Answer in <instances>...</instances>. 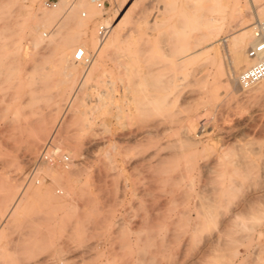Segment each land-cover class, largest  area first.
Returning a JSON list of instances; mask_svg holds the SVG:
<instances>
[{
	"label": "rangeland",
	"instance_id": "rangeland-1",
	"mask_svg": "<svg viewBox=\"0 0 264 264\" xmlns=\"http://www.w3.org/2000/svg\"><path fill=\"white\" fill-rule=\"evenodd\" d=\"M42 1L0 0V223L28 194L0 264H264V81L241 88L249 63L220 44L264 0H103L85 37V8L40 21ZM88 31L117 40L97 52ZM50 140L71 162L39 169L34 195Z\"/></svg>",
	"mask_w": 264,
	"mask_h": 264
},
{
	"label": "bare ground",
	"instance_id": "bare-ground-1",
	"mask_svg": "<svg viewBox=\"0 0 264 264\" xmlns=\"http://www.w3.org/2000/svg\"><path fill=\"white\" fill-rule=\"evenodd\" d=\"M92 4H94L93 3V1L92 0H58L53 6H51L50 8L51 9H48V10H40L41 12H39L38 13V19L40 20V21H51V20H54V19H56V18H63V19H65V20H67L68 22L69 21H71V22H73V20L75 21V19H74V16L75 15H77V14H75L74 15V12L76 11L77 12V9L79 8L80 9V7H83V8H85L86 9V12H88V16L86 15V13L82 10V12H81V14H80V16H81V18L82 17H86L87 16V19H82V20H84V21H80L79 19L80 18H78V21H77V23H76V21H75V25H76V27L78 28V30H79V33H80V35L82 34L84 37H85V35L87 34V29H88V21L90 22V20H91V17H93V15H96V14H99V12L101 11H99V10H97L96 8H97V6H96V8L92 5ZM79 12V11H78ZM78 17H79V14H78ZM77 19V18H76ZM256 20V19H255ZM93 21V20H92ZM215 22V21H214ZM258 22H260V21H255V23L254 24H247V25H245L244 27H243V29L239 32V33H237V34H234V35H226L225 37H224V39H223V42H220V44H223V43H227L228 42V44H229V47H228V50H226V49H224V51H225V56H227V54L229 55V57H230V60H232V62H242V61H244V62H248L249 63V65H248V67L251 65V64H253V60H250V59H248V57H247V51H245V49L247 48V45H252L253 43H254V37H253V29H254V26H255V24H257ZM264 22V21H263ZM93 23V22H92ZM91 23V24H92ZM103 23V22H102ZM104 25H106V24H100L99 26H98V30H99V28L101 27V26H104ZM96 27V26H95ZM92 29H93V27H91ZM91 28H90V31H92L91 30ZM95 29V28H94ZM93 29V30H94ZM109 29H110V27H109ZM215 29L217 30V29H220V25H217L216 24V26H215ZM90 31H88L89 33H90ZM95 31V30H94ZM110 32V31H109ZM95 33V32H94ZM93 32H92V34H91V40H89L90 42H91V44L94 46V47H96V51L97 52H99L101 49H102V47L103 46H109V45H111V44H113L116 40H117V32L115 31V32H113V33H111L110 35H109V39H107V42H105V43H99V45H96L95 46V34H94ZM3 34V33H2ZM9 34V33H8ZM90 34H88V35H90ZM109 34V33H108ZM6 35H7V32H6ZM42 35H43V33H42ZM108 36V35H107ZM90 37V36H89ZM94 37V38H93ZM209 38V37H208ZM97 39V38H96ZM101 41V40H100ZM103 41V40H102ZM8 42V41H7ZM207 45H212V44H215V39L213 38V37H210L209 39H208V43H206ZM6 45V44H5ZM4 47V46H3ZM5 47H8V46H5ZM84 51V50H83ZM228 51V52H227ZM3 54V53H2ZM192 54H194V53H192ZM191 54V55H192ZM3 55H5V54H3ZM4 57V56H3ZM2 57V58H3ZM193 57V56H192ZM212 57H210V59H211ZM193 58H188V60H192ZM10 60V59H9ZM213 61V60H212ZM6 66H7V63H6ZM214 66V65H213ZM247 67V68H248ZM10 68V67H9ZM12 69V68H11ZM7 74V73H6ZM4 75V74H3ZM262 81H264V79L262 80ZM111 83V86H113V82H110ZM12 85V84H11ZM10 85V86H11ZM10 88V87H9ZM7 90H9V89H7ZM10 91V90H9ZM10 95V93L8 94V96ZM72 100H73V96L72 97H70V99L68 100V102H67V105H70L71 104V102H72ZM66 107V106H65ZM66 110V109H65ZM64 113V112H63ZM59 124H60V120L58 121V123H57V126H56V128L59 126ZM42 125V124H41ZM42 128V127H41ZM59 128V127H58ZM36 130V129H35ZM39 131V130H38ZM39 133H40V131H39ZM43 133V132H42ZM41 133V136L43 135ZM39 135V134H38ZM34 136H36V135H34ZM33 136V137H34ZM41 136H38L39 138V140H40V137ZM196 136V135H195ZM188 137V136H187ZM186 137V138H187ZM190 138V137H189ZM197 138L199 139V137L197 136ZM197 139V140H198ZM41 141V140H40ZM52 141V140H51ZM192 141V140H191ZM193 141H195V140H193ZM198 142V141H197ZM29 143V142H28ZM49 142H47V144H48ZM41 144V143H40ZM47 144L45 145V146H47ZM45 146L43 147V148H45ZM28 147V146H27ZM37 148V146H36V144L35 143H33L32 145H30L29 146V154H31V153H33L34 151H35V149ZM42 148V149H43ZM38 149H39V147H38ZM41 149V150H42ZM40 150V151H41ZM37 151V150H36ZM40 154V153H39ZM60 154V153H59ZM30 156V155H29ZM32 156V155H31ZM27 157V156H26ZM62 157V156H61ZM61 157H59L58 156V158H60L61 159ZM39 158V157H38ZM59 159V160H60ZM26 160V159H25ZM61 160H63V158L61 159ZM37 162V161H36ZM35 162V163H36ZM69 162V161H68ZM71 162V161H70ZM69 162V163H70ZM68 163V164H69ZM34 164V163H33ZM59 164V163H58ZM71 165H72V163H71ZM44 166H49V165H44V164H41L40 166H39V168H38V170H37V172L39 171V169H41L42 167H44ZM58 166V165H57ZM60 166V165H59ZM69 166V165H68ZM67 166V167H68ZM51 167V166H50ZM67 167H65V168H67ZM69 168V167H68ZM36 172V173H37ZM36 174H35V177L34 178H36ZM61 175H60V173H58L57 174V176H56V180L57 179H60L61 177H60ZM26 177V176H25ZM34 178L30 181V182H35L36 184H40L41 183V186L39 187H35L34 189H33V191H32V194H34V195H42V193H40L39 191L42 189V182H40L39 181V179H36V180H34ZM25 182H27V181H25ZM29 182V183H30ZM28 183V182H27ZM26 183V184H27ZM33 184V183H32ZM27 185H29V184H27ZM17 187H18V185H15V188L14 189H17ZM23 187H24V185H23ZM26 187V186H25ZM28 188V187H27ZM62 192H60V190L58 191V190H56V191H52V190H47V191H45L44 193H43V196H44V198L46 199V200H48V201H50V202H52V201H55V200H57V197H56V194H61ZM28 194H27V190L25 189L24 191H21V193H19V195H17L15 198H14V200H12L11 201V203H10V205L8 206V208L6 209V212H4V214L5 215H3V220L1 221V223H0V233H2L3 232V230H4V227H5V221H7L8 219H9V217L12 215V214H14L18 209H20L21 207H22V204L27 200V198H28V196H27ZM64 199H65V197H64ZM65 201V200H64ZM42 262H44V261H42ZM39 263V262H38ZM42 264V263H41Z\"/></svg>",
	"mask_w": 264,
	"mask_h": 264
},
{
	"label": "built area",
	"instance_id": "built-area-1",
	"mask_svg": "<svg viewBox=\"0 0 264 264\" xmlns=\"http://www.w3.org/2000/svg\"><path fill=\"white\" fill-rule=\"evenodd\" d=\"M58 0H43L42 4L45 7L53 6ZM93 3L99 9L104 8L103 0H92ZM110 29L107 26H101L98 30L99 40H104ZM254 43L247 50V57L250 60H253L248 68L243 69L237 76L238 84L241 88H250L255 84H258L264 79V22H258L255 24L253 29ZM74 60L76 62L87 63L88 58L86 57L85 52L82 49L77 50L74 54ZM58 149L52 145L50 140L47 146L43 148L39 154L37 162L32 166L29 173L26 175V181L30 182L41 164L55 166L58 163H61L65 167L68 164V159L64 158L63 160L58 159Z\"/></svg>",
	"mask_w": 264,
	"mask_h": 264
}]
</instances>
